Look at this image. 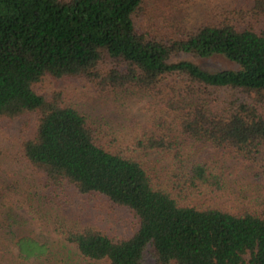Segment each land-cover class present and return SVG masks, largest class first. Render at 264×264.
<instances>
[{
	"label": "trees",
	"instance_id": "1",
	"mask_svg": "<svg viewBox=\"0 0 264 264\" xmlns=\"http://www.w3.org/2000/svg\"><path fill=\"white\" fill-rule=\"evenodd\" d=\"M146 1L0 0V120L35 115L22 153L49 186L101 195L138 218L130 236L61 225L83 257L264 264V204L232 208L224 170L197 155L210 148L264 165V0L192 30L153 25ZM179 55L222 56L238 69L209 71ZM46 77L153 94L164 118L152 131L108 137L59 92L37 91ZM3 181L0 169V212Z\"/></svg>",
	"mask_w": 264,
	"mask_h": 264
},
{
	"label": "rangeland",
	"instance_id": "2",
	"mask_svg": "<svg viewBox=\"0 0 264 264\" xmlns=\"http://www.w3.org/2000/svg\"><path fill=\"white\" fill-rule=\"evenodd\" d=\"M250 0H148L145 19L161 30L176 21L188 30L220 18L226 8L246 5ZM168 26V27H166ZM178 28V27H176ZM191 59L209 71L238 69L222 56L200 59L179 55L173 60ZM173 85L162 87L159 94ZM46 96L61 94L64 103L86 113L91 123L108 137L144 133L155 129V117L164 118V106L150 93L135 88L101 90L82 78L46 77L35 86ZM158 119V118H157ZM173 121V120H172ZM35 129V115L0 120V169L6 188L0 212V264H107L83 257L60 232L61 225H90L117 236H130L139 227L138 218L128 209L114 205L101 195H86L72 187L54 188L35 171L22 153V143ZM197 155L214 161L224 170L227 186L234 196L227 204L248 208L255 199L264 204V165L210 148ZM29 244V245H28ZM25 245L32 252L25 251ZM145 264H153L147 254Z\"/></svg>",
	"mask_w": 264,
	"mask_h": 264
}]
</instances>
